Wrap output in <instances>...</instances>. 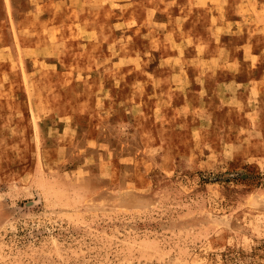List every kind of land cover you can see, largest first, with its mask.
Wrapping results in <instances>:
<instances>
[{
    "label": "rangeland",
    "instance_id": "1",
    "mask_svg": "<svg viewBox=\"0 0 264 264\" xmlns=\"http://www.w3.org/2000/svg\"><path fill=\"white\" fill-rule=\"evenodd\" d=\"M0 264H264V0H0Z\"/></svg>",
    "mask_w": 264,
    "mask_h": 264
}]
</instances>
